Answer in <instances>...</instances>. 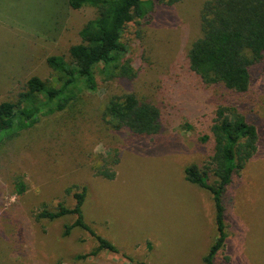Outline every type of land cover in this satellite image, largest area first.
<instances>
[{
	"label": "rangeland",
	"instance_id": "rangeland-1",
	"mask_svg": "<svg viewBox=\"0 0 264 264\" xmlns=\"http://www.w3.org/2000/svg\"><path fill=\"white\" fill-rule=\"evenodd\" d=\"M205 1L157 3L122 37L121 57L136 71L132 79L108 81L97 71V91L0 140V264H205L218 235L214 201L186 180L185 169L203 167L213 154V138L201 136L211 133L221 104L256 114L259 140L224 194L227 240L215 261L264 264V61L252 67L243 93L200 80L188 53L203 34ZM96 15L95 7L74 9L68 0H0V104L18 101L32 76L58 86L60 73L48 57L70 60L71 46ZM126 92L160 108L159 133L139 137L112 127L107 104L113 93ZM83 187L85 221L119 252L92 254L98 240L81 227L64 236L74 214L38 217L60 203L73 208L74 192Z\"/></svg>",
	"mask_w": 264,
	"mask_h": 264
},
{
	"label": "trees",
	"instance_id": "trees-1",
	"mask_svg": "<svg viewBox=\"0 0 264 264\" xmlns=\"http://www.w3.org/2000/svg\"><path fill=\"white\" fill-rule=\"evenodd\" d=\"M183 0H68L70 7L79 9L90 5L97 9L95 18L81 29V41L70 48V60L52 55L48 65L60 73L59 85H51L38 76L28 79L18 101L0 104V140L18 135L31 128L41 115L63 111L85 91H97L96 72L106 80L132 79L136 71L131 61L121 55L122 37L126 28L137 18H146L155 11L157 3L173 5ZM202 36L193 42L189 53L190 68L206 84H221L232 92H246L252 82V67L264 61V0H207L201 11ZM109 123L117 131L127 130L143 137L160 132L161 110L135 92L113 93L106 107ZM258 116L242 112L232 104H221L211 133L201 141L214 140V152L203 167H186V180L210 191L215 206L218 235L205 264H216V257L227 240L224 194L233 178L243 170L258 147ZM108 178L115 173L102 172ZM214 176V182L210 177ZM19 193L25 190L20 184ZM71 188L68 189V192ZM73 208L60 203L55 211L43 209L39 218L54 220L68 214L76 215L67 224L63 235L81 227L98 240L92 254L106 249L119 252L110 240L98 235L85 221L83 204L86 188L74 192ZM89 255H84L86 257ZM139 264H147L140 262Z\"/></svg>",
	"mask_w": 264,
	"mask_h": 264
},
{
	"label": "crops",
	"instance_id": "crops-1",
	"mask_svg": "<svg viewBox=\"0 0 264 264\" xmlns=\"http://www.w3.org/2000/svg\"><path fill=\"white\" fill-rule=\"evenodd\" d=\"M154 253H155V247H153V251H152L151 254H154ZM128 259H129V258H128ZM128 259H127V261L125 260L124 262L130 263V261H132L131 259H129L130 261H129ZM147 264H149V263H147Z\"/></svg>",
	"mask_w": 264,
	"mask_h": 264
}]
</instances>
